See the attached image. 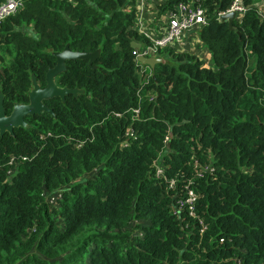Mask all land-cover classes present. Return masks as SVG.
Instances as JSON below:
<instances>
[{"label":"trees","instance_id":"obj_1","mask_svg":"<svg viewBox=\"0 0 264 264\" xmlns=\"http://www.w3.org/2000/svg\"><path fill=\"white\" fill-rule=\"evenodd\" d=\"M231 1L201 0L206 23L153 68L134 0H22L0 22L6 113L53 52L100 49L56 76L83 92L46 100L55 117L0 136V264H264V0L229 29Z\"/></svg>","mask_w":264,"mask_h":264},{"label":"built area","instance_id":"obj_2","mask_svg":"<svg viewBox=\"0 0 264 264\" xmlns=\"http://www.w3.org/2000/svg\"><path fill=\"white\" fill-rule=\"evenodd\" d=\"M128 1L124 0V5ZM135 10L138 14L136 17V25L138 32L141 34L142 40H132L140 43L139 48H133V54L136 61L139 63V57L146 58H160L163 49L172 43H181L184 36L197 31L202 25L206 23L204 7L201 5V0H187L177 1L169 8L159 20L151 21L152 16L149 10L152 4L162 0H134ZM149 3V4H147ZM22 7V0H3L0 2V22L8 16L19 11ZM245 7L241 0H232L225 11L219 14V19L222 14L234 11L236 18H240L245 12ZM129 6L126 11H129ZM149 19L151 23V30L147 29L148 22L143 20ZM234 19V20H235ZM139 65H141L139 63ZM143 67H148L141 65ZM150 68V67H148ZM195 197L192 191H188V196L185 202L192 209V204ZM179 207L182 202H179Z\"/></svg>","mask_w":264,"mask_h":264},{"label":"water","instance_id":"obj_3","mask_svg":"<svg viewBox=\"0 0 264 264\" xmlns=\"http://www.w3.org/2000/svg\"><path fill=\"white\" fill-rule=\"evenodd\" d=\"M236 18V13L234 11L222 14L220 16L221 21H226L228 23L229 29H233L232 21ZM132 48H139L140 43L136 41H131ZM55 57V64L49 67L45 73V86L41 87L37 82V78L34 74H31V89L28 91V102L18 103L15 102L12 106V110L9 115H6L3 106V94L0 92V135L2 136L5 132L13 135V130L16 127H24L27 122L24 120V116L40 114L41 112H46L54 116L52 108L48 107L44 101L50 98L58 97L64 101L65 96L73 95L77 96L82 93V89L69 88L67 86H58L55 78L61 72L66 70L67 60H87L89 66L95 68L92 63L99 57L100 49L90 52H80L71 50L69 44H66L64 48L60 51H55L52 53ZM138 61L141 65L153 68L156 64L164 62L162 58H146L139 57Z\"/></svg>","mask_w":264,"mask_h":264},{"label":"flooded vegetation","instance_id":"obj_4","mask_svg":"<svg viewBox=\"0 0 264 264\" xmlns=\"http://www.w3.org/2000/svg\"><path fill=\"white\" fill-rule=\"evenodd\" d=\"M88 62V61H87ZM88 65H89V62H88ZM90 67V66H89ZM92 68V67H91ZM67 69V68H66ZM45 86V85H44ZM44 86H41V87H44ZM76 97V96H75ZM58 98V97H57ZM51 99V98H50ZM60 99V98H59ZM61 100V99H60ZM62 101V100H61ZM28 102V101H27ZM27 102H22V103H27ZM15 103V102H14ZM13 103V104H14ZM44 103H45V101H44ZM4 109H5V107H4ZM11 112V111H10ZM10 112L9 113H6V111H5V113H6V115H9L10 114ZM42 113V112H41ZM40 113V114H41ZM54 113V112H53ZM40 114H34V115H27V116H24V117H28V116H31V117H34L35 115H40ZM50 115V114H49ZM52 116V115H51ZM52 117H55V114H54V116H52ZM24 120H25V118H24ZM26 121V120H25ZM27 125V124H26ZM25 125V126H26ZM17 128V127H16ZM5 133H8V132H5ZM1 136V135H0Z\"/></svg>","mask_w":264,"mask_h":264},{"label":"rangeland","instance_id":"obj_5","mask_svg":"<svg viewBox=\"0 0 264 264\" xmlns=\"http://www.w3.org/2000/svg\"><path fill=\"white\" fill-rule=\"evenodd\" d=\"M187 41H188V40L185 41V36H184L183 41H182V42H183L182 44H184V43L187 42ZM195 42H196V40H191V41H190V45H191V46L194 45ZM173 44H174V43H172L171 45H173ZM176 49H177V50H181L180 48H176ZM162 55H164V54H162ZM164 57H166V56H164ZM162 59H164V58H162ZM164 60H165V59H164ZM166 60H167V59H166ZM170 62L173 63L172 60H170Z\"/></svg>","mask_w":264,"mask_h":264}]
</instances>
